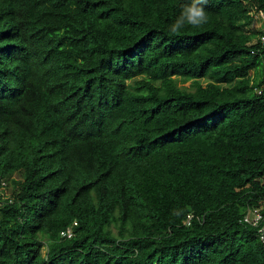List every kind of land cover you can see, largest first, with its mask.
<instances>
[{
  "label": "trees",
  "instance_id": "16d2710c",
  "mask_svg": "<svg viewBox=\"0 0 264 264\" xmlns=\"http://www.w3.org/2000/svg\"><path fill=\"white\" fill-rule=\"evenodd\" d=\"M187 3L0 0V264H264V0Z\"/></svg>",
  "mask_w": 264,
  "mask_h": 264
},
{
  "label": "clouds",
  "instance_id": "9594fccd",
  "mask_svg": "<svg viewBox=\"0 0 264 264\" xmlns=\"http://www.w3.org/2000/svg\"><path fill=\"white\" fill-rule=\"evenodd\" d=\"M206 3L207 0H190V3L183 5L179 16L169 25V31L172 34H178L185 26L198 28L206 24L208 22V15L204 8ZM256 16L261 19L260 14Z\"/></svg>",
  "mask_w": 264,
  "mask_h": 264
},
{
  "label": "built area",
  "instance_id": "2783aa9c",
  "mask_svg": "<svg viewBox=\"0 0 264 264\" xmlns=\"http://www.w3.org/2000/svg\"><path fill=\"white\" fill-rule=\"evenodd\" d=\"M260 18H261V20L263 22V28H264V12L260 13ZM262 41L264 43V35L262 36ZM259 94H261V92H259ZM1 185H2L3 188H5L7 186V182L6 181H2ZM262 219H263V216L261 214H259V213L255 214V216L252 219V225L254 227H260V229H259L260 231L259 232L261 234V239L264 241V226L260 225V222L262 221ZM246 220L249 222V217H247ZM68 232H70V231H68Z\"/></svg>",
  "mask_w": 264,
  "mask_h": 264
},
{
  "label": "rangeland",
  "instance_id": "374dc122",
  "mask_svg": "<svg viewBox=\"0 0 264 264\" xmlns=\"http://www.w3.org/2000/svg\"><path fill=\"white\" fill-rule=\"evenodd\" d=\"M255 19L256 20L252 26V32L253 31H261L263 29V23H262L261 19H259L257 16L255 17ZM252 75H254L253 72H252ZM189 85H190V82L185 84L184 86L188 87Z\"/></svg>",
  "mask_w": 264,
  "mask_h": 264
}]
</instances>
